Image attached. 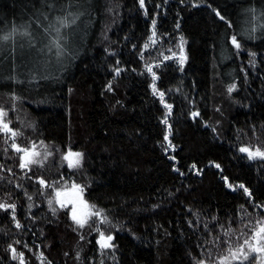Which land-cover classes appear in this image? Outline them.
Masks as SVG:
<instances>
[{
  "label": "trees",
  "instance_id": "obj_1",
  "mask_svg": "<svg viewBox=\"0 0 264 264\" xmlns=\"http://www.w3.org/2000/svg\"><path fill=\"white\" fill-rule=\"evenodd\" d=\"M52 2L0 0V32L31 21L37 40L46 44L34 19H43ZM67 2L56 0L58 6ZM73 3L84 15L72 29L75 55L62 67L53 61L32 79L37 54L26 38L17 39L18 46L24 44L17 47L19 81L3 79L11 64H0V104L22 133L17 142L52 153L43 165L22 169L11 140L0 134V201L17 204L22 225L17 228L0 210V264H20L7 250L16 240L25 264H194L193 255L204 258L205 249L213 247L205 242L222 235L221 225L233 229V245L242 243L236 235L241 221L264 213L238 187L243 182L264 202V161L239 152L241 144L264 148V30L258 29L255 39L246 34L260 23L247 10L255 7L259 16L264 0H198L196 6L192 0H145L147 15L139 0ZM153 19L155 43L148 39ZM232 35L243 45L239 54ZM181 36L187 54L183 66L176 58L164 59L179 51ZM249 51L256 53L255 64H249ZM149 63L157 88L173 105L169 139L175 148L167 152L162 123L167 109L151 88ZM231 83L237 87L228 93ZM13 90L20 97L15 109L7 95ZM197 110L200 115L193 118L190 113ZM68 148L83 153L76 169L63 159ZM61 175L69 187L72 181L83 185L84 198L106 210L111 223L100 227L114 235V248L101 253L95 221L76 230L69 210L55 202L53 214L47 200L54 189L34 177L63 187ZM225 176L234 188L227 187ZM225 250L213 248L212 257Z\"/></svg>",
  "mask_w": 264,
  "mask_h": 264
},
{
  "label": "snow or ice",
  "instance_id": "obj_2",
  "mask_svg": "<svg viewBox=\"0 0 264 264\" xmlns=\"http://www.w3.org/2000/svg\"><path fill=\"white\" fill-rule=\"evenodd\" d=\"M198 0H192L193 6H196ZM181 3H184V0H181ZM140 7L145 9V14L147 15V9L145 7V0H139ZM159 7V5H157ZM208 7L212 8L211 3L208 4ZM49 11L42 13L43 19L35 18L34 22L37 25V28L42 32L44 36L47 37V43L41 45L40 41L37 40L34 32L36 29L32 28V22L25 24H20L13 26L10 30L0 32V53H3L0 56V64L4 62H10L11 71L8 75L3 76L2 78L9 82L19 81V73L16 72V69L19 67L17 63V47L23 48L24 44L17 45V39H27L29 49H35L37 54V60L35 61L34 67L30 69L32 79H36L39 70L44 68L45 70L50 68L53 64V61L56 65L62 67L63 62L70 57L75 55V51L72 47V36L74 35L72 29L78 24L81 16L84 15L82 11V6L78 7L73 3V0H68L66 4L57 5L56 0H53L51 4L48 5ZM216 16L220 20H226V17L221 13L217 8H213ZM247 11L252 13V20L256 21L259 19L260 23H253L251 25V32L246 33L250 39L256 38L257 30H264V11H262L259 16L256 15L255 7L248 9ZM229 26H231V21H228ZM156 20H152V34L148 37L152 43H155L154 37L156 36L155 31ZM179 27V25H177ZM232 45L237 50V54L242 49L243 45L241 41L237 38V35H232L230 37ZM184 38L181 36L180 43L178 45L179 51H172L171 57L168 55L164 56L165 60L170 58H176L181 66L187 60V54L184 49ZM149 44L146 42L144 48H148ZM171 51V50H170ZM249 64H255L256 53L254 51H249ZM119 63V62H118ZM159 61H156V65L159 66ZM145 68L148 73L151 74L152 84L151 88L153 93L160 97V102L164 104L167 109L165 115L162 117V123L167 126V129L164 133V141H167V147L164 148V151L167 152L168 148H175V145L169 139L171 134L172 125L169 122V116L173 105L167 103L165 100L166 93L156 86L157 73L153 70V65L151 63L145 64ZM114 71L119 74L122 69L117 66L114 68ZM111 88V81L107 85ZM237 87L236 83H231L227 85L228 93H231ZM7 95L12 100V109L16 107V101L20 99L19 95L13 90L7 93ZM9 115V109L0 104V134H5L7 139L11 140V147L19 155V167L29 168L32 164L43 165L44 160L48 156H51V152H46L42 154L36 147L35 143H32L31 147L22 145L17 142V137L22 135L21 131L17 128L12 127V122L7 117ZM190 115L195 118L200 115L199 111H193ZM6 139V143H7ZM41 145L44 144L43 141L40 142ZM163 147V144H161ZM7 151V150H5ZM240 153L247 154V158L250 160H255L256 158L264 159V148L257 146H251L248 144H241L239 147ZM83 153L79 151H74L71 148H68L67 151L63 153V159L67 161L69 168H75L80 166ZM173 160L176 159L175 156L172 157ZM217 168H221L220 164L215 165ZM3 167V165H0ZM176 171L179 172V168H176L173 165ZM195 167V165H193ZM11 171V169H8ZM35 180L39 182L42 187H50L54 189V197H48V206L51 208L53 214L56 213V208L53 207V202L58 204L61 209L70 207V217L71 220L77 226L76 230L83 229L86 224L90 223V218H97V226L94 229L99 233L97 237V244L99 245V250L103 254V250L114 248L115 245L112 243L114 240V235L111 232H106L100 227V224H110L111 219L108 216L105 209L99 207L98 205L89 202L83 196L84 186L81 184L72 181L71 186L67 185V182L64 181L63 175H61L60 180L64 181L63 187H57V181H53L51 184L43 177L37 176L34 177ZM224 181L227 183L228 188H234L235 186L229 182L228 177H223ZM21 187V185H17ZM240 189H243V192L251 200L253 208L264 210V202L257 201L254 199L253 191L246 186L243 182L238 184ZM43 194V193H42ZM27 195V192H25ZM31 199V197H28ZM31 207V205H29ZM244 206L242 205L241 208ZM17 204L8 203L5 201H0V210H4L6 213H9L12 217L13 222L17 228H21V222L17 219ZM246 215L250 216L251 213ZM258 218L255 220L247 219L241 221V232L236 233V235L242 238V243L237 242L233 245L231 239V234L233 229L231 227L225 229L221 225L222 235L214 236L211 241H206L205 243H211L212 248L205 249L207 255L204 258L197 257L193 255L194 264H251V261L254 259L255 264H264V213H257ZM215 219V217H213ZM189 223H192L189 221ZM207 228V224L205 225ZM80 239H84L81 234ZM21 243V241L16 240L13 243L7 245V250L11 253V258L13 260L19 258L20 264H25L24 253L18 251L15 247L16 244ZM226 246L224 254H219L215 258L212 257L213 248H222ZM24 247H28L27 243L24 244ZM43 253H40V256L43 257ZM67 255V253L65 254ZM80 257V253L77 252V258ZM51 264V261L48 262ZM100 264H103L101 260Z\"/></svg>",
  "mask_w": 264,
  "mask_h": 264
},
{
  "label": "rangeland",
  "instance_id": "obj_3",
  "mask_svg": "<svg viewBox=\"0 0 264 264\" xmlns=\"http://www.w3.org/2000/svg\"><path fill=\"white\" fill-rule=\"evenodd\" d=\"M245 154V153H244ZM247 155V154H246ZM255 160H261V161H264V159H262V158H256ZM66 161V160H65ZM67 162V161H66ZM67 164V163H66ZM68 166V165H67ZM79 167V166H78ZM77 167H75V168H70V169H76ZM58 207H59V205L58 204H56ZM70 207L71 206H69L68 208H65V209H68L69 210V215H70ZM90 221H95L96 222V224H97V218H95V217H92V218H90Z\"/></svg>",
  "mask_w": 264,
  "mask_h": 264
}]
</instances>
